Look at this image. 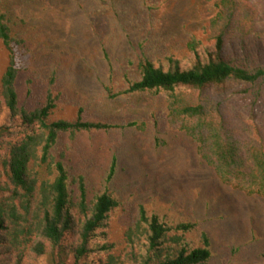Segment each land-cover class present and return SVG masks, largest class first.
I'll return each instance as SVG.
<instances>
[{"label":"rangeland","instance_id":"rangeland-1","mask_svg":"<svg viewBox=\"0 0 264 264\" xmlns=\"http://www.w3.org/2000/svg\"><path fill=\"white\" fill-rule=\"evenodd\" d=\"M255 4L264 31V0ZM1 14L19 42L15 48L19 104L29 111L39 108L50 90L58 97L53 120L73 122L81 111L82 121L109 127L81 131L73 140L61 135L53 151L63 155L72 179L83 177L89 198L108 192L118 202L94 243L123 246L124 233L143 207L162 222L190 225L184 235L190 248L199 247L201 234H206L208 264H264V200L220 181L191 139L169 127L163 94L111 97L123 92L128 80L138 79L136 65L141 58L167 70L174 64L189 67L196 55L205 60L215 53L204 35L214 15L210 4L0 0ZM191 37L201 40L196 52L187 48ZM240 46L229 41L222 55L239 54ZM7 62L0 42V78ZM240 88L224 89L229 107L264 129V118L250 113L239 100ZM0 126L18 130L19 121L3 108ZM113 163L114 174L108 180ZM37 264L50 263L41 257Z\"/></svg>","mask_w":264,"mask_h":264},{"label":"trees","instance_id":"trees-1","mask_svg":"<svg viewBox=\"0 0 264 264\" xmlns=\"http://www.w3.org/2000/svg\"><path fill=\"white\" fill-rule=\"evenodd\" d=\"M203 1L214 10L204 35L215 53L205 60L196 55L189 67L174 64L167 70L141 58L138 79L128 80L126 89L111 97L163 94L169 127L191 139L220 181L264 200V129L236 116L224 95L229 85L241 87L239 100L264 118L263 16L256 0ZM229 41L238 42L240 52L225 57L222 50ZM0 42L8 61L0 78V111L7 109L19 121L18 130L0 126V264H37L41 257L50 264H208L206 234L199 247L190 248L184 237L190 225L162 222L143 207L124 233L123 246L94 243L118 202L108 192L89 198L83 177L72 179L63 155L53 151L61 135L73 140L81 131L109 127L82 121L81 111L73 122L53 120L58 97L50 90L43 106L31 111L21 106L16 91L19 42L3 14ZM200 47L195 37L187 43L192 52ZM114 168L113 163L108 180Z\"/></svg>","mask_w":264,"mask_h":264}]
</instances>
